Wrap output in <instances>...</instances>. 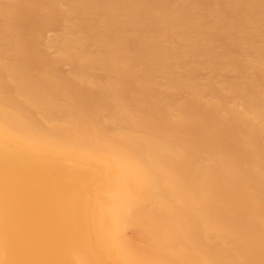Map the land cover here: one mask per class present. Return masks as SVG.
<instances>
[{"label":"bare ground","instance_id":"bare-ground-1","mask_svg":"<svg viewBox=\"0 0 264 264\" xmlns=\"http://www.w3.org/2000/svg\"><path fill=\"white\" fill-rule=\"evenodd\" d=\"M0 264H264V0H0Z\"/></svg>","mask_w":264,"mask_h":264}]
</instances>
